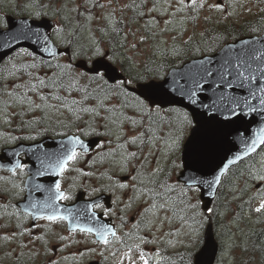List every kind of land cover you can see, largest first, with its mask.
Instances as JSON below:
<instances>
[{
	"label": "snow or ice",
	"instance_id": "snow-or-ice-1",
	"mask_svg": "<svg viewBox=\"0 0 264 264\" xmlns=\"http://www.w3.org/2000/svg\"><path fill=\"white\" fill-rule=\"evenodd\" d=\"M16 6L27 16L12 39L35 48L0 53V264H174L177 246L181 264H264V0ZM45 135L54 149L19 143ZM86 157L107 165L99 197L65 206L60 178L96 175L75 167ZM45 175L51 186L35 183ZM77 235L95 247L65 255Z\"/></svg>",
	"mask_w": 264,
	"mask_h": 264
},
{
	"label": "water",
	"instance_id": "water-1",
	"mask_svg": "<svg viewBox=\"0 0 264 264\" xmlns=\"http://www.w3.org/2000/svg\"><path fill=\"white\" fill-rule=\"evenodd\" d=\"M25 17H14L12 15H7L6 16V21L9 25L8 28H0V53L8 52V55H10L12 52H14L12 49H19V48H27L30 51L35 48V45L32 44L31 40H13L12 36L17 35L19 32V25L23 23ZM244 38H247V36H244ZM32 39H35L33 37ZM239 39V38H238ZM237 39V40H238ZM227 43H233V41L227 42ZM218 51V50H217ZM190 62V59L184 62L182 65L173 67L171 70L175 71L177 73L176 79L179 81L180 84H184L185 80L182 77V73L186 70L185 65ZM205 88L208 89V85H205ZM231 91V90H228ZM239 94V93H237ZM212 97V92L210 89L207 90L206 93L201 94V99H203L205 102H209V98ZM250 119H255L257 122L259 121V117L253 116L250 117ZM252 131H256V123H253L251 125ZM58 139V138H57ZM23 143L25 149H27L29 146L32 145H38L40 143H43L47 149L52 150L56 147V140L53 139L51 136H45L37 141L34 142H19ZM15 146V145H13ZM4 151V148L0 150V154H2ZM37 154H41L40 151L38 150ZM29 157H24V159H28ZM31 160L34 161L35 166L33 167V171H35L36 167L39 166V162L35 160V156H31ZM0 164H7V160H2L0 161ZM56 179V177L48 176L45 175L43 177H36L35 178V183L42 184L45 187L51 186L52 182ZM34 195L38 196L40 199L43 198V194H35ZM99 194L95 197L92 198H85V193L83 191H79L76 195V198L73 202L71 203H65L63 204L68 207L72 206H82L85 202L89 200H94L98 199ZM207 199V197H205ZM101 202H105V204L108 206L110 204V200L108 199V194H104L103 200ZM97 211V210H96ZM98 215H102L101 212L97 211ZM208 236L207 234L205 235V241H207ZM212 240L213 242H217L214 236V232L212 231ZM218 248L215 250V256H217ZM215 258L212 260V264H214Z\"/></svg>",
	"mask_w": 264,
	"mask_h": 264
},
{
	"label": "rangeland",
	"instance_id": "rangeland-1",
	"mask_svg": "<svg viewBox=\"0 0 264 264\" xmlns=\"http://www.w3.org/2000/svg\"><path fill=\"white\" fill-rule=\"evenodd\" d=\"M19 1H21V0H0V18L4 19L5 15H7V14H9V15L11 14L14 17H26L27 16L26 12H23V14H21V15L16 14L15 6L19 3ZM210 2H214V0H210ZM252 11H253V14L256 13L255 7H253ZM213 16H215V13H213ZM246 17H250V16H245L244 18H246ZM0 28H3V27H0ZM165 39H168V37L165 36ZM17 52H19V50H17L11 56H15L17 54ZM6 130H10V129H5L3 127H0V132H4ZM13 134L18 135L19 133H13ZM3 147H5V146L0 145V149ZM93 155H94V153H93ZM88 159L89 158H87V157L84 158L75 167L81 168L84 171H94V172H96V175L91 176V177H84L75 171L69 170V171H72L69 173V176H68V173L67 174L65 173V175L63 177L62 187L70 190L74 197H75V193L79 189V187L85 188L87 190V192L89 193V192H91V189L93 187H99L100 186L101 181H99L97 179V176L99 175L100 172L105 171L107 165H103V166L96 165L95 167H92V166H89ZM5 173L6 172H2L1 175H6ZM100 211H102V210H100ZM114 220H115V218H114ZM115 222L119 224L118 220H116ZM40 223H44V222L41 221ZM55 229H56V231L61 232V234H67L61 226H55ZM75 238L78 240H81V243L80 244H72L64 253L65 255H69L71 253H74L77 250H83L85 247H95V245L86 244L84 242V238L80 235H77ZM152 247H155V245H147L146 246V248H149V249ZM179 249H180V246H177L176 249L169 248L167 250V252L176 251ZM225 258L228 261L229 258L227 256H225ZM93 259H96V257L95 256H89V257L84 259L82 264H88V261L93 260ZM67 264H81V262L70 260L67 262Z\"/></svg>",
	"mask_w": 264,
	"mask_h": 264
},
{
	"label": "trees",
	"instance_id": "trees-1",
	"mask_svg": "<svg viewBox=\"0 0 264 264\" xmlns=\"http://www.w3.org/2000/svg\"><path fill=\"white\" fill-rule=\"evenodd\" d=\"M23 2H24V0H21V1H19V3L18 4H23ZM15 10H16V14L17 15H21V14H23V9L21 8V7H17V6H15ZM253 17L252 16H250V17H246V18H244V19H252ZM243 21H241V23H242ZM245 35H247L246 33H244V32H240L239 34H238V36H236L235 38L234 37H229L228 38V40L227 41H230V40H234V39H236V38H238V37H241V36H245ZM226 41V42H227ZM189 58H191V57H183V58H181V59H176L175 61H174V66L175 65H177V64H180V63H182L183 61H185V60H187V59H189ZM70 172H72V171H68V172H66V174L68 173V176H69V173ZM1 173L2 172H0V175H1ZM8 175V174H7ZM233 207H235V205H233ZM261 227H264V225H261ZM215 229V228H214ZM183 251V249H180V250H178V251H176V252H173V253H171V254H169V255H171V257H172V260L174 261V264H181V260H180V257H179V255H176L175 253H181ZM225 260L227 261V259L225 258ZM185 264H187V261H185Z\"/></svg>",
	"mask_w": 264,
	"mask_h": 264
}]
</instances>
